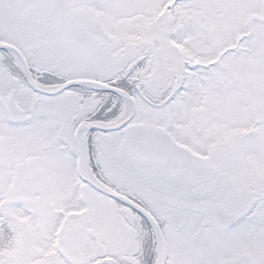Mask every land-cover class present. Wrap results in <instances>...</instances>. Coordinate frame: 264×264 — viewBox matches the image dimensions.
<instances>
[{"label":"snow or ice","instance_id":"obj_1","mask_svg":"<svg viewBox=\"0 0 264 264\" xmlns=\"http://www.w3.org/2000/svg\"><path fill=\"white\" fill-rule=\"evenodd\" d=\"M0 264H264V0H0Z\"/></svg>","mask_w":264,"mask_h":264}]
</instances>
